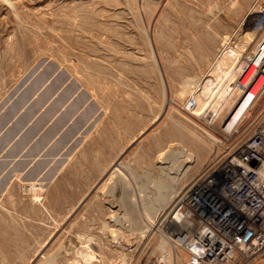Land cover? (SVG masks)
Wrapping results in <instances>:
<instances>
[{"label":"rangeland","instance_id":"374dc122","mask_svg":"<svg viewBox=\"0 0 264 264\" xmlns=\"http://www.w3.org/2000/svg\"><path fill=\"white\" fill-rule=\"evenodd\" d=\"M256 3L0 0V120L38 85L25 126H14L25 107L0 126V180L46 130L56 153L38 177L31 164L4 180L0 264L186 263L164 219L229 147L219 125L230 89L220 96V85L234 53L260 37ZM34 120L37 135L15 155ZM157 184L159 212L149 209Z\"/></svg>","mask_w":264,"mask_h":264},{"label":"built area","instance_id":"2783aa9c","mask_svg":"<svg viewBox=\"0 0 264 264\" xmlns=\"http://www.w3.org/2000/svg\"><path fill=\"white\" fill-rule=\"evenodd\" d=\"M256 2L260 37L250 52L231 58L230 78L220 85V96L230 89V109L219 125L229 147L176 197L164 219L173 245L188 257L185 264H253L264 256V0Z\"/></svg>","mask_w":264,"mask_h":264},{"label":"water","instance_id":"95a60500","mask_svg":"<svg viewBox=\"0 0 264 264\" xmlns=\"http://www.w3.org/2000/svg\"><path fill=\"white\" fill-rule=\"evenodd\" d=\"M35 89H38V85H31L29 88H26L19 98L13 102L11 107L8 109L4 117L0 120V126L4 125L6 121L11 119L15 114H17L20 110H22L23 107H25V103L28 102L31 98V95L35 91ZM33 103L28 104L25 108L23 113L17 117L14 126L17 127V129H22V127L25 126L27 123V120L33 116ZM68 113V111L66 112ZM39 124V123H38ZM8 134V133H7ZM53 133L49 134V131L46 130L43 134L38 136L34 142L30 145V147L27 149L26 153H23L19 156L20 160L17 161V163L14 165V168L7 174L10 175L14 172L23 171L27 169L31 165V168L28 169V175L32 178H36L39 175H41L48 166L50 159L54 157L56 154L55 151H53V146L50 145L47 148V141L50 140ZM37 135V121L34 120L29 128H27L24 133L20 136L17 143L15 144L16 147V154H19L21 152V149L26 145V143H30L32 139L35 138ZM62 136H60L59 139L55 141L56 144L59 143L60 140H62ZM54 143V144H55ZM2 146V145H1ZM0 146V147H1ZM18 150V152H17ZM0 165V173L3 171ZM48 175L49 173H45ZM7 175H4L3 178L0 180V191L3 189L4 186V180L7 179Z\"/></svg>","mask_w":264,"mask_h":264},{"label":"bare ground","instance_id":"6f19581e","mask_svg":"<svg viewBox=\"0 0 264 264\" xmlns=\"http://www.w3.org/2000/svg\"><path fill=\"white\" fill-rule=\"evenodd\" d=\"M250 18L251 19H253L254 18V15H250ZM252 33L253 34H255L256 33V31L254 30V31H252ZM229 51H232V50H229ZM233 53H234V51H232ZM235 55L236 54H238V53H234ZM228 74H230L229 73V71H228ZM214 75V74H213ZM215 76H212V77H210L209 76V79H211V78H214ZM216 78H218L219 79V77H215L213 80H212V83L213 82H216ZM207 80V81H209V83H210V80ZM223 80V79H222ZM221 79H219V83L222 81ZM207 81L205 82V84L207 85ZM208 86H209V84H208ZM241 110V109H240ZM240 110L235 114V116L233 117V120L231 121V123H230V125L229 126H231L232 124H233V122L235 121V119L237 118V116H238V114L240 113ZM186 157V156H185ZM187 158V157H186ZM174 163V162H173ZM173 163H171V166H172V164ZM182 165V164H181ZM177 168V167H176ZM165 169V168H164ZM166 169L167 170H170L171 169V167H166ZM174 169V168H173ZM179 169H180V166H179V168L178 169H176L173 173L174 174H176L175 175V177H171V181H175L177 178H176V176H178L177 174L179 173ZM168 174V173H167ZM183 174V173H182ZM156 187H157V189H158V196H157V198L154 200V203H152L153 205L152 206H150V208L149 209H151V210H154V211H157L158 209V207H160L161 205H160V203L162 202H164L165 203V199H166V194L163 192V186L162 185H160V184H157L156 185ZM167 195H168V193H167ZM169 198V197H168ZM161 203V204H162ZM158 212H159V210H158ZM146 220V219H145ZM147 221V220H146ZM149 222V221H148ZM157 225L158 224H151L150 225V228H155V227H157ZM166 239H168V238H166L165 236L163 237V239H161V246H164V244H165V242L167 241ZM169 241V240H168ZM172 245H173V243L172 242H170ZM163 259L165 260V262L167 263V264H172V256H170V255H165L164 257H163ZM174 259H175V257H174ZM174 259H173V261H174ZM174 263V262H173Z\"/></svg>","mask_w":264,"mask_h":264},{"label":"crops","instance_id":"0c3cea01","mask_svg":"<svg viewBox=\"0 0 264 264\" xmlns=\"http://www.w3.org/2000/svg\"><path fill=\"white\" fill-rule=\"evenodd\" d=\"M253 264H264V256L260 260H258L257 262H255Z\"/></svg>","mask_w":264,"mask_h":264}]
</instances>
